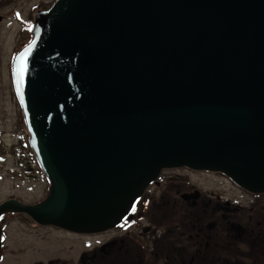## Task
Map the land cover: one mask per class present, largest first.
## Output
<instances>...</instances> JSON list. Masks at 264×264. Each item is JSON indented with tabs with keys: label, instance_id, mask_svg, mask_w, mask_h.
I'll return each instance as SVG.
<instances>
[{
	"label": "water",
	"instance_id": "water-1",
	"mask_svg": "<svg viewBox=\"0 0 264 264\" xmlns=\"http://www.w3.org/2000/svg\"><path fill=\"white\" fill-rule=\"evenodd\" d=\"M30 44L12 78L51 187L0 216L103 233L182 168L264 194V0H56Z\"/></svg>",
	"mask_w": 264,
	"mask_h": 264
},
{
	"label": "flooded vegetation",
	"instance_id": "flooded-vegetation-1",
	"mask_svg": "<svg viewBox=\"0 0 264 264\" xmlns=\"http://www.w3.org/2000/svg\"><path fill=\"white\" fill-rule=\"evenodd\" d=\"M179 174L220 177L227 183L224 189L208 193L181 183ZM185 185L188 189L180 190ZM232 187L252 202L234 201ZM49 188L46 179L39 186L27 183L18 188L21 196L0 200V206L8 201L38 206ZM42 189L45 198L34 200ZM152 190L156 194L151 195ZM122 225L100 234L78 235L9 211L0 217V264H264V194L246 192L221 174L185 168L163 171ZM87 239L95 247H87L73 260L72 241Z\"/></svg>",
	"mask_w": 264,
	"mask_h": 264
},
{
	"label": "rangeland",
	"instance_id": "rangeland-1",
	"mask_svg": "<svg viewBox=\"0 0 264 264\" xmlns=\"http://www.w3.org/2000/svg\"><path fill=\"white\" fill-rule=\"evenodd\" d=\"M54 2L55 0H0V200L14 194L21 196L23 192L18 188H22L27 183L39 186L44 182L42 175L30 180L32 176L29 175L32 173L24 174L27 172V162H32L30 165L33 166L34 161L33 153L28 146L29 135L13 88L11 63L14 56L31 40L30 29L34 23L35 14L39 10L48 9ZM172 174L175 176L178 173ZM178 177L181 178V183H190L191 186H197L208 193L224 189L227 183L220 177L212 176L185 177L179 174ZM179 188L180 190L188 189L187 185ZM155 191L152 190L151 195L156 194ZM36 194L34 200L43 199L46 196L43 189ZM231 194L234 201H241L244 204L252 202L251 198L234 187ZM160 196L161 194H157L158 198ZM86 241V243L72 241L75 248H73V260H76L87 248V244L91 247L89 249L95 247L96 243L92 239Z\"/></svg>",
	"mask_w": 264,
	"mask_h": 264
},
{
	"label": "snow or ice",
	"instance_id": "snow-or-ice-1",
	"mask_svg": "<svg viewBox=\"0 0 264 264\" xmlns=\"http://www.w3.org/2000/svg\"><path fill=\"white\" fill-rule=\"evenodd\" d=\"M32 43H34V41ZM30 49H31V44L29 45V48L25 49V51L23 53H21L19 56L20 64L18 66V77H22L24 71L26 70V59H27V56H28ZM18 83H19V80H18ZM132 211L133 212L136 211V205L135 204L132 206ZM121 227H123V225H121ZM0 239H2V237H0ZM86 247H90V245H87Z\"/></svg>",
	"mask_w": 264,
	"mask_h": 264
},
{
	"label": "trees",
	"instance_id": "trees-1",
	"mask_svg": "<svg viewBox=\"0 0 264 264\" xmlns=\"http://www.w3.org/2000/svg\"><path fill=\"white\" fill-rule=\"evenodd\" d=\"M13 1V0H12ZM9 2H11V1H9Z\"/></svg>",
	"mask_w": 264,
	"mask_h": 264
}]
</instances>
